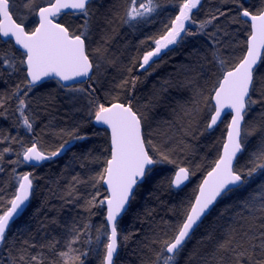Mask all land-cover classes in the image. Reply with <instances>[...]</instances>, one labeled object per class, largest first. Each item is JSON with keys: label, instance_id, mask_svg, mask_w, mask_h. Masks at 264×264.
Wrapping results in <instances>:
<instances>
[{"label": "trees", "instance_id": "1", "mask_svg": "<svg viewBox=\"0 0 264 264\" xmlns=\"http://www.w3.org/2000/svg\"><path fill=\"white\" fill-rule=\"evenodd\" d=\"M9 1L13 5L10 7L13 16L21 22L19 0ZM129 1L92 0L90 58L97 64L94 50L101 48L105 60L120 71L116 72L118 83L108 86L104 80L98 81L93 71L89 87L83 82L65 87L50 79L31 86L29 91L26 65L19 63L25 59L23 52L12 40L5 42L0 36V59L7 55L16 61L15 69L0 63V214L9 207L19 178L25 172L31 173L33 183L29 204L10 224L6 239L0 243V264H65L66 259L69 264L73 261L75 264H102L107 243L103 233L109 231L105 204L100 205L99 201L107 192L102 181L96 183L91 178L102 171L104 158L109 157V136L106 128L94 122V111L89 115L96 102L109 104L117 97L125 102L131 97L134 106L147 116L143 128L146 138L176 161L175 164L154 165L137 185L134 197L118 222L121 238L114 264H163L166 253L159 261L156 255L161 252L162 241L174 237L176 225L189 210L202 177L220 155L229 114L215 129L208 130L206 126L214 109L212 96L224 71L243 57L250 25L243 20L232 22L239 11L232 0H201L191 13L194 22L186 25L188 32L194 34L183 33L176 48L161 58H154V63L145 71L138 66L143 54L154 48L153 40L160 30L161 7L171 12L183 0H154L158 5L157 14L155 10L142 19L126 23L125 10ZM241 2L252 11L262 6V0ZM45 3L34 0L29 6L24 18L27 30L34 28L36 11ZM220 12L225 15L220 16ZM212 16L218 18L205 23L201 30V23ZM60 21L70 32L75 30L78 34L84 17L69 12L62 14ZM233 55L238 56L233 58ZM221 60L226 61L223 68ZM133 77L137 78L134 88L130 83ZM254 78L253 99H260V92L264 90V62L254 71ZM125 79L129 85L117 87ZM17 86L21 94L27 91V96L14 94ZM78 89L85 91H76ZM19 98L26 101L25 114L31 118V130L23 125L21 113L17 111ZM90 100L93 103L90 104ZM251 110L254 112L252 127L264 128V104L253 105L249 114ZM248 115L245 116L247 125ZM73 135L87 138L76 140ZM262 136L264 132L257 131L247 139L235 169L247 171L251 167L249 161ZM72 140L73 145L61 156L37 167L23 160L24 149L33 143L48 153ZM152 155L158 159L155 153ZM95 157H100V161L95 162ZM179 165L186 166L194 175L191 174V180L182 188H174L171 181ZM73 177L82 183H77ZM262 187L264 175L257 173L245 185L223 195L186 241L175 264H219L221 254L214 257L213 252L217 242L230 230H235L236 242L243 246L238 250L250 252L251 243L259 241L250 242L249 238L259 237L264 232V212L260 210L261 199H264ZM93 196L96 197L95 206L88 204ZM246 203L249 207H245ZM77 233L79 240L72 245L74 251H71L67 242ZM124 236L130 238L124 241ZM53 243L55 247H51ZM61 251L69 252V257H61ZM32 256L37 260L33 261ZM76 256L80 259L75 260ZM260 261H264V254L257 249L253 264ZM222 264H236L235 255L226 254ZM240 264H249V261L242 260Z\"/></svg>", "mask_w": 264, "mask_h": 264}, {"label": "snow or ice", "instance_id": "2", "mask_svg": "<svg viewBox=\"0 0 264 264\" xmlns=\"http://www.w3.org/2000/svg\"><path fill=\"white\" fill-rule=\"evenodd\" d=\"M34 0H29L28 6H32ZM47 6L39 7L38 16L39 23L31 31H26L24 18L17 23L13 18V13L10 12L9 0H0V36L12 39L24 51L22 55L25 59L19 63L26 65L27 76L30 80L27 81L29 91L31 86H34L37 81L43 77L56 76L62 81H71L76 78L90 77V73L99 69L100 65L94 64L93 59L90 58L88 51L91 42V27L90 20L92 16L91 5L92 0H46ZM201 0H183L179 5V13L175 19L171 21V26L167 28L164 35L159 39H155V47L147 51L142 56V62L139 68L147 71V67H151L154 63L153 58L159 57L163 49H167L169 45L177 43V38L181 37L182 33L193 35L189 33L186 28V22H194L191 13L200 5ZM238 8L236 17H233V23H239L243 20L244 23L250 25V30L247 38V52L243 58L231 70L224 72L223 78L218 81V86L214 89L215 101L214 113L210 114V122L207 128L211 129L221 119L222 113L225 109H230L232 113L231 122L228 125L227 140L223 145V154L215 161V166L204 177L202 183L199 185V194L191 203L189 210L183 221L176 225L174 237L169 240L162 241L161 252L157 253L159 261L162 254L163 264H175L176 257L182 251L186 241L191 239V232L194 226L201 220V218L209 210L210 206L214 204L218 197L227 194L234 188L245 185L257 173L264 175V136L261 137L260 144L255 152L252 154V159L249 161L251 167L247 171L235 169L233 161L238 153H242L245 149L247 139L254 135L257 131L264 132V128H257L255 126L249 128L245 121V116L248 114L250 108L256 104H264V90L260 92V99H253V93L256 92V80L254 78V66L258 61L264 62V0L262 6L252 11L244 6L241 0H232ZM157 4L154 0H143L137 6V0H130V7L127 10L126 23L137 21L139 18L146 17L153 13ZM70 11L74 16L84 17V22L80 26L79 33L69 31L62 23H57L56 19L62 13L67 14ZM220 16L225 15L224 12L219 13ZM217 16H212L208 21L201 23V30L205 23H211L217 19ZM7 42V40L5 41ZM96 53H101V48L94 50ZM0 63L5 66H10L15 69L16 61L10 59L5 55L0 59ZM223 68L226 61H220ZM147 66V67H146ZM131 73V68L128 69ZM136 77L131 79L132 88L135 87ZM129 85V81L125 79L117 87L125 88ZM76 91H85L78 89ZM95 90L93 89V92ZM131 91V89H129ZM14 94H21L20 87L17 86ZM25 91L21 95L27 96ZM115 102L108 105L96 102L93 109L90 110L89 115L94 111V119L97 123L107 125L110 129V156L104 158L105 166L96 177H92L96 183L103 181L107 185V190L110 193L99 201L100 205L106 204V221L110 226V233L105 231L103 235L107 238V243L104 244L105 255L102 264H114V255L118 251V240L121 238L118 232V222L122 214L126 212L130 199L134 197V187L138 180L145 177L147 172L152 169L150 166L162 163L175 164L176 161L170 159V156L165 151L153 144L151 139L146 138L143 131L147 122V116L144 112L133 104V99L129 97L125 102H121L119 98H113ZM207 97L205 100L207 101ZM93 103V101H89ZM2 104V101H0ZM211 108V105H208ZM27 104L25 99L19 98L18 109L21 113L23 125L28 129H32L31 118L25 114ZM86 136L73 135V139L83 140ZM69 143L65 141L60 145L56 151L45 153L41 151L36 143L31 147H27L23 152L24 161H44L51 157L57 156ZM5 152L10 149H4ZM152 153L158 156L154 159ZM100 157H95L94 161L99 162ZM2 171V169H0ZM190 170L186 167H178L172 179V185L179 187L189 179ZM30 173H24L19 178L18 190L13 199L9 201L10 207L2 211L0 214V242L6 239L7 230L10 223L19 214V211L28 201L30 192L32 190V179ZM77 183L82 181L73 177ZM95 187V183L93 184ZM74 191V189H73ZM261 193L264 194V187L261 188ZM72 193L70 192L69 195ZM100 195L99 192L96 193ZM250 199H255L251 197ZM88 204L96 205V197L93 196ZM245 207H249L246 203ZM260 210L264 212V199H261ZM264 227V225H262ZM235 230L226 232L224 238L217 242L213 252V256L220 253L219 264L224 261L225 255L232 253L236 257V264H240L242 260L249 261L253 264V258L256 250L260 249L264 254V232H261L259 237L251 236V241H259L258 243H251V251L247 249L238 250L243 246L236 242ZM248 235L247 232L244 233ZM130 237L124 236L122 239L127 241ZM79 240V234L75 235L67 242L69 250L72 245ZM99 240V237H97ZM27 243V241H25ZM155 243V241H154ZM35 247V245H32ZM55 247V243L51 245ZM61 257L68 258L69 252L61 251ZM195 253H193V256ZM20 259H24L23 256ZM33 261L37 260L36 256H32ZM80 257L76 256L75 260ZM65 264H69L66 259ZM72 264H75L73 261ZM264 264V261L258 262Z\"/></svg>", "mask_w": 264, "mask_h": 264}, {"label": "water", "instance_id": "3", "mask_svg": "<svg viewBox=\"0 0 264 264\" xmlns=\"http://www.w3.org/2000/svg\"><path fill=\"white\" fill-rule=\"evenodd\" d=\"M10 2V1H9ZM53 2H54V0H53ZM45 6H47V3L46 4H43V5H41L40 7H45ZM39 9V8H38ZM38 9H37V11H36V18H37V23H36V26H38V23H39V16H38ZM10 12H11V9H10ZM70 11H67V13H69ZM62 14H65V13H62ZM13 18L15 19V17L13 16ZM16 22L17 23H20V22H18L17 20H16ZM56 22L57 23H62L61 21H60V19H59V17L56 19ZM63 24V23H62ZM35 26V27H36ZM34 27V28H35ZM26 29V28H25ZM26 31H28L27 29H26ZM2 37V36H1ZM2 39L3 40H8V38H5V37H2ZM10 40H12V42L14 43V45L19 49V50H21L22 52L24 51L19 45H17L16 43H15V40H14V38H12V39H10ZM246 52H247V47H246V50H245V52H244V55L246 54ZM263 54V53H262ZM243 55V56H244ZM243 58V57H242ZM241 58V59H242ZM240 59V60H241ZM239 60V61H240ZM239 61L236 63V64H238L239 63ZM259 64H260V61H258V64L256 65V66H254V71L256 70V68L259 66ZM234 67V66H233ZM233 67H231V68H229V69H227V70H225V72L226 71H228V70H231ZM92 74H93V72H91L89 75H90V77L92 76ZM224 74V73H223ZM26 75H27V69H26ZM27 78H28V80H30V77H28L27 76ZM223 78V75H222V77H221V79ZM50 79H56V80H58L63 86H65V87H68V86H71V85H73V84H76V83H85V85L87 86V87H89L90 85V79L88 78V77H82V78H76L75 80H71V81H62V80H60V78L59 77H56V76H48V77H43L40 81H37L36 83H35V85L34 86H37V85H39V84H41V83H43V82H46L47 80H50ZM220 79V80H221ZM218 86V85H217ZM214 94L215 93H213V96H214ZM212 96V97H213ZM113 102H115V101H113ZM212 103H213V106L215 105V101H214V99H212ZM215 110V109H214ZM214 110H213V112L212 113H214ZM226 114H229V120H228V124H227V129H226V133H225V137H224V141H223V144H222V147H221V151H220V155H222L223 154V145H224V143L226 142V140H227V130H228V125L230 124V122H231V118H232V115L234 114V113H232L231 112V110L230 109H225V111L222 113V116H221V119L220 120H218L217 121V124L216 125H214L211 129H208V130H213V129H215L216 127H217V125L224 119V117H225V115ZM94 122L97 124V125H99V126H104L105 128H107L108 130H109V132H110V129L108 128V126L107 125H103V124H99V123H97L96 121H95V119H94ZM210 122V118H209V121H208V123ZM73 143H74V141L72 140V141H69V143L66 145V147L57 155V156H55V157H51L50 159H52V158H56V157H58V156H61L64 152H65V150L67 149V148H69L71 145H73ZM29 147H31V145L29 146ZM38 147V146H37ZM39 148V147H38ZM60 148V147H59ZM40 149V148H39ZM41 150V149H40ZM42 151V150H41ZM56 151V150H55ZM45 152V151H44ZM45 153H47V152H45ZM239 154L240 153H238L237 154V157L234 159V161H233V166L235 165V162H236V160H237V158H238V156H239ZM219 155V156H220ZM219 158V157H218ZM50 159H46V160H44V161H39V162H36V161H24L27 165H29V166H34V167H37V166H39V165H41L42 163H44L45 161H47V160H50ZM24 160V159H23ZM154 166V165H153ZM153 166H150V167H153ZM215 166V164L205 173V175L202 177V179H201V181H200V183H199V185L202 183V181H203V179H204V177L207 175V173L209 172V171H211L212 170V168ZM179 167H186V166H179ZM187 168V167H186ZM178 170V168L175 170V172ZM25 173H30L29 171H27V172H25ZM31 174V173H30ZM174 175H175V173H174ZM174 175H173V178H174ZM22 177V176H21ZM30 178H31V176H30ZM144 178L145 177H143L142 179H140V180H138V183H137V185L138 184H140L143 180H144ZM191 180V174H190V176H189V179L187 180V181H185L182 185H180L179 187H176V186H174L173 185V187L174 188H182L183 186H185L186 184H188L189 183V181ZM102 184H103V186H104V188L106 189V192H107V195H109L110 193L108 192V190H107V185L106 184H104L103 183V181H102ZM137 185L134 187V191H135V189H136V187H137ZM199 185H198V188H197V192H196V194H195V197L199 194ZM18 186H19V184H18ZM18 186H17V190H18ZM17 190H16V192H17ZM32 190H33V183H32ZM32 190H31V192H30V196H29V199H28V201H26L25 202V205L22 207V209L19 211V214L15 217V219L25 210V208L27 207V205L29 204V201H30V198H31V195H32ZM16 194V193H15ZM15 196V195H14ZM223 196V195H222ZM222 196H220V197H218L217 198V200L214 202V204L213 205H211L210 206V208H209V210L206 212V214L201 218V220L197 223V225L196 226H194V229H193V231L191 232V235L193 234V232H194V230L197 228V226L201 223V221L206 217V215H208L209 213H210V211L213 209V207L216 205V203L221 199V197ZM195 197H194V199H193V201H192V203L194 202V200H195ZM14 198V197H13ZM130 202V201H129ZM128 205H129V203H128ZM128 205L126 206V208H128ZM9 207H10V205H9ZM106 212H107V206H106V204H105V220H106ZM125 213V212H124ZM123 213V214H124ZM122 214V215H123ZM14 219V220H15ZM120 219V218H119ZM13 220V221H14ZM12 221V222H13ZM11 222V223H12ZM10 223V224H11ZM106 223H107V221H106ZM107 226H108V231H109V233H110V226L108 225V223H107ZM1 243V242H0ZM119 243V242H118ZM118 249H119V244H118ZM117 254H118V251H117ZM117 254H115L114 255V261H115V258H116V256H117Z\"/></svg>", "mask_w": 264, "mask_h": 264}, {"label": "rangeland", "instance_id": "4", "mask_svg": "<svg viewBox=\"0 0 264 264\" xmlns=\"http://www.w3.org/2000/svg\"><path fill=\"white\" fill-rule=\"evenodd\" d=\"M43 2H46V0H43ZM140 2H143V0H137V6L139 5ZM18 3H20V5H21V7H20L21 11H18V16H20L19 20L21 21V18H25L27 16V13H28L27 11H28V8H29V6H28L29 2H28V0H19ZM129 3H130V1H129ZM129 7H130V4L126 6V10H125L126 13H127V10L129 9ZM29 10H31V8ZM156 12H158V11L156 10L155 13ZM142 18H144V17H142ZM127 29L130 30V28H127ZM154 41H155V39L153 40V45L155 46ZM175 44H176L175 45V47H176L177 44H178V41ZM233 56H231V59L236 58L238 55H236V56L233 55ZM97 57H98L97 58L98 59L97 63L100 65V67H99L98 70L94 71L95 78L98 81L99 80H102V81L104 80V83L107 86L110 85V84H113V82L118 83V81L116 79V77H117L116 72L117 71L120 72V71L118 69L114 68L113 66H111V64L105 60V57H104V55L102 53H97ZM248 114H249V112H248ZM249 115H248L249 121H248V125L247 126L249 128H251L252 124H253V120H254V112H253V110H251V113ZM41 150L44 151L43 149H41ZM179 166H184V165H179ZM104 238L107 240V238L105 236H104Z\"/></svg>", "mask_w": 264, "mask_h": 264}, {"label": "flooded vegetation", "instance_id": "5", "mask_svg": "<svg viewBox=\"0 0 264 264\" xmlns=\"http://www.w3.org/2000/svg\"><path fill=\"white\" fill-rule=\"evenodd\" d=\"M166 8H164V7H161V11H162V13H160V15L162 14V17L159 19V36L156 38V39H159V37L160 36H162V35H164L165 33H166V31H167V28L168 27H170L171 26V21L172 20H174L175 19V16L176 15H178V13H179V7H176L173 11H169L168 12V10H165ZM166 11V12H165ZM168 12V13H167ZM140 19H142V18H140ZM36 23H37V19H36ZM188 24V22H186V25ZM35 26H36V24H35ZM34 26V27H35ZM183 35V33L181 34V36ZM179 39H180V37H178L177 38V41H179ZM175 45L176 44H172V45H169L168 46V48L167 49H163L162 51H161V54L159 55V57L161 58L166 52H169V51H172V50H174L176 47H175ZM155 47V46H154ZM159 57H157V58H159ZM154 58H156V57H154ZM153 58V59H154ZM141 62H142V60H141ZM147 67V66H146ZM138 68H139V66H138ZM140 69V68H139ZM140 70H142V69H140ZM106 105H108V104H106ZM214 110V109H213ZM101 127H103V128H105L104 126H101ZM107 129V128H106ZM108 130V129H107ZM108 136H109V140H108V142H109V156H110V132H109V130H108Z\"/></svg>", "mask_w": 264, "mask_h": 264}]
</instances>
